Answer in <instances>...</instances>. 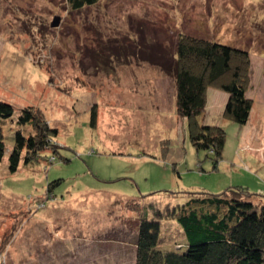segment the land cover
Listing matches in <instances>:
<instances>
[{
	"label": "rangeland",
	"instance_id": "rangeland-1",
	"mask_svg": "<svg viewBox=\"0 0 264 264\" xmlns=\"http://www.w3.org/2000/svg\"><path fill=\"white\" fill-rule=\"evenodd\" d=\"M183 35L251 57L247 124L225 119L229 96L207 89L199 120L227 133L216 169L191 143L175 78L153 63ZM0 100L15 108L3 124L8 154L25 109L59 130L56 152L16 173L7 157L0 166V264H135L131 200L150 213L152 203H184L183 192L264 194V0H100L82 10L0 0ZM178 226L164 221L163 247L183 241Z\"/></svg>",
	"mask_w": 264,
	"mask_h": 264
},
{
	"label": "trees",
	"instance_id": "trees-1",
	"mask_svg": "<svg viewBox=\"0 0 264 264\" xmlns=\"http://www.w3.org/2000/svg\"><path fill=\"white\" fill-rule=\"evenodd\" d=\"M99 1L67 0L73 10H82ZM156 57L153 63L175 78L178 113L187 119L193 147L207 152L216 169L223 157L227 133L220 126L201 124L199 120L207 108V89L214 85L228 94L225 119L247 124L253 110V101L247 97L252 65L249 51L224 42L183 35L170 57ZM19 113L16 118L19 129L11 138L8 154L9 138L3 124L13 119L15 108L0 100V166L7 157L12 173L22 163L29 165L36 158H42L46 151L58 150L53 148L59 130L48 123L41 111L31 107ZM91 113L95 126L96 110ZM166 193L178 196L174 192ZM180 194L187 195L184 203L168 204L166 208L152 203L150 213L144 212L138 201L131 200L136 217L131 212L128 221L137 225L135 264H264V194L244 187H229L216 194ZM168 220L180 225L184 237L174 248L161 245L163 223Z\"/></svg>",
	"mask_w": 264,
	"mask_h": 264
},
{
	"label": "crops",
	"instance_id": "crops-1",
	"mask_svg": "<svg viewBox=\"0 0 264 264\" xmlns=\"http://www.w3.org/2000/svg\"><path fill=\"white\" fill-rule=\"evenodd\" d=\"M221 93V92H220ZM228 95V94H227ZM215 99V98H214ZM210 100L208 99V102H209ZM210 102H212V101H210ZM216 102V101H215ZM227 103V102H226ZM225 105V104H224ZM208 107H209V103H208ZM207 107V108H208ZM211 107V106H210ZM224 107V106H223ZM211 111V110H210ZM209 111V112H210ZM211 113H212V111H211ZM213 114V113H212ZM80 226V225H79ZM64 229H66V233H65V235H63V234H61V235H58V237L59 238H61V239H64V238H66V237H70L71 235H72V233H70V232H72V231H80L81 229H80V227L77 229V230H73V229H71V228H64ZM68 234H70V236H68ZM77 236H80L79 234H76ZM62 242H64L63 240H62Z\"/></svg>",
	"mask_w": 264,
	"mask_h": 264
},
{
	"label": "water",
	"instance_id": "water-1",
	"mask_svg": "<svg viewBox=\"0 0 264 264\" xmlns=\"http://www.w3.org/2000/svg\"><path fill=\"white\" fill-rule=\"evenodd\" d=\"M53 25H55V26H56L57 24H56V23H54Z\"/></svg>",
	"mask_w": 264,
	"mask_h": 264
}]
</instances>
